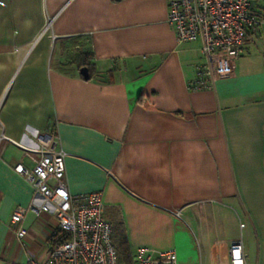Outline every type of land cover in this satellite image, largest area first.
<instances>
[{"label": "crops", "instance_id": "1", "mask_svg": "<svg viewBox=\"0 0 264 264\" xmlns=\"http://www.w3.org/2000/svg\"><path fill=\"white\" fill-rule=\"evenodd\" d=\"M199 47L176 40L167 0H0V264L47 258L56 215L28 210L19 237L11 214L42 202L14 165L32 167L23 146L50 139L68 191L101 193L130 256L229 264L224 247L241 240L246 264H264V22L230 77L190 89Z\"/></svg>", "mask_w": 264, "mask_h": 264}, {"label": "built area", "instance_id": "2", "mask_svg": "<svg viewBox=\"0 0 264 264\" xmlns=\"http://www.w3.org/2000/svg\"><path fill=\"white\" fill-rule=\"evenodd\" d=\"M253 1L167 0V21L176 40L200 41V60L188 83L190 89L211 87L215 79L233 74L249 32L258 30L264 22L263 14ZM23 148L39 156L32 167L17 163L14 170L32 185L33 193L39 195L42 202L33 200L27 207L13 210L11 222L16 225V234L25 235L23 219L28 210L54 213L58 219L46 260L31 259L28 264H121L112 223L103 216L101 193L73 195L68 191L65 152L56 140L50 139L40 147ZM239 226L244 227V223ZM220 248L222 246H217ZM224 252L229 264H246L241 240L225 246ZM131 262L177 264V258L173 250L155 251L141 246L131 256Z\"/></svg>", "mask_w": 264, "mask_h": 264}, {"label": "trees", "instance_id": "3", "mask_svg": "<svg viewBox=\"0 0 264 264\" xmlns=\"http://www.w3.org/2000/svg\"><path fill=\"white\" fill-rule=\"evenodd\" d=\"M92 58H93V49L91 45L81 50L80 66L82 65L88 68L89 77H91L92 74L94 75L95 73ZM109 79L112 80L111 77ZM114 243L116 245L118 255H119V261L121 262V264H132L130 253L127 247L124 245L123 238L117 235V238L114 240Z\"/></svg>", "mask_w": 264, "mask_h": 264}, {"label": "water", "instance_id": "4", "mask_svg": "<svg viewBox=\"0 0 264 264\" xmlns=\"http://www.w3.org/2000/svg\"><path fill=\"white\" fill-rule=\"evenodd\" d=\"M81 75L87 79L89 77V71H88V68L86 66H81L80 69H79Z\"/></svg>", "mask_w": 264, "mask_h": 264}, {"label": "rangeland", "instance_id": "5", "mask_svg": "<svg viewBox=\"0 0 264 264\" xmlns=\"http://www.w3.org/2000/svg\"><path fill=\"white\" fill-rule=\"evenodd\" d=\"M238 58V57H237ZM237 60V59H236Z\"/></svg>", "mask_w": 264, "mask_h": 264}]
</instances>
